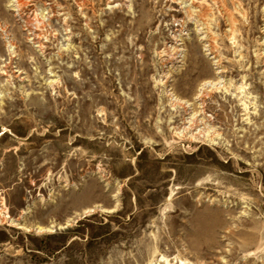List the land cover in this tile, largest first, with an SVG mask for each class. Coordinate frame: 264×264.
I'll return each instance as SVG.
<instances>
[{
  "label": "rangeland",
  "instance_id": "obj_1",
  "mask_svg": "<svg viewBox=\"0 0 264 264\" xmlns=\"http://www.w3.org/2000/svg\"><path fill=\"white\" fill-rule=\"evenodd\" d=\"M0 208V264H264V0H0Z\"/></svg>",
  "mask_w": 264,
  "mask_h": 264
},
{
  "label": "bare ground",
  "instance_id": "obj_2",
  "mask_svg": "<svg viewBox=\"0 0 264 264\" xmlns=\"http://www.w3.org/2000/svg\"><path fill=\"white\" fill-rule=\"evenodd\" d=\"M16 3H18L17 5H15L14 7H19L20 6V4L22 3L21 1H17ZM188 14V13H187ZM13 45H11V47H12ZM13 48V47H12ZM203 122V121H202ZM214 141V140H213ZM1 208H0V215H2L1 214ZM8 214V213H7ZM6 217L10 220V222L12 223V224H15V225H18V224H16V221H19V220H15V219H13L10 215H6ZM2 219V218H1ZM19 226V225H18ZM165 261V260H164ZM181 261V260H180ZM165 263V262H164ZM165 264H167V262L165 263ZM171 264V263H170ZM188 264H189V262H188ZM191 264V263H190Z\"/></svg>",
  "mask_w": 264,
  "mask_h": 264
}]
</instances>
